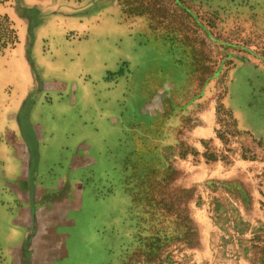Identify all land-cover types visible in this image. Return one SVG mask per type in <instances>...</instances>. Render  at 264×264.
<instances>
[{
	"label": "rangeland",
	"instance_id": "374dc122",
	"mask_svg": "<svg viewBox=\"0 0 264 264\" xmlns=\"http://www.w3.org/2000/svg\"><path fill=\"white\" fill-rule=\"evenodd\" d=\"M162 1L192 15L183 37L118 0H0V99L26 68L29 99L54 79L63 89L47 96L78 101V137L92 135L78 145L83 264H264V0ZM32 173L13 189L60 204L65 185L38 189ZM116 186L126 217L115 222L101 198Z\"/></svg>",
	"mask_w": 264,
	"mask_h": 264
},
{
	"label": "crops",
	"instance_id": "0c3cea01",
	"mask_svg": "<svg viewBox=\"0 0 264 264\" xmlns=\"http://www.w3.org/2000/svg\"><path fill=\"white\" fill-rule=\"evenodd\" d=\"M22 71V88L13 90L6 82L3 91H13L0 99V264H83L78 201L83 197L80 172L85 167L78 166V158H89V152L78 145L87 144L92 135L88 129L78 137V101L70 105L47 96L63 89L60 81L43 79L40 91L47 95L29 99L34 76L26 68ZM12 72L6 70L7 75ZM56 107L63 112L56 114ZM241 128L255 137L252 130ZM26 170L33 171L31 185L38 189L54 191L64 184L60 204L48 206L56 194L13 189V179ZM115 212L121 219L126 217V210Z\"/></svg>",
	"mask_w": 264,
	"mask_h": 264
},
{
	"label": "trees",
	"instance_id": "16d2710c",
	"mask_svg": "<svg viewBox=\"0 0 264 264\" xmlns=\"http://www.w3.org/2000/svg\"><path fill=\"white\" fill-rule=\"evenodd\" d=\"M118 1L120 2L121 6H122V10L124 13H128L131 15H145V16L149 17L151 22L154 21L158 25H162L165 22L170 23V24H174V25H172L171 33L176 34V37H177V35L183 37L185 34V26L183 25L181 20L185 19L186 17L187 18L192 17V15H190L188 13V11L184 7H182L180 5V3H178L176 0H175L176 1L175 4L177 6V13H174L173 15H169L168 13H166L165 9L161 5V3L163 2L162 0H118ZM2 28L4 29V31H7V27L3 26ZM9 30L11 32L14 31L12 28H10ZM11 41H13L12 47H14V44L17 43V41H18L15 33L13 34ZM1 47L5 48L4 45H2ZM240 48L243 49L247 54H252L251 51H249V47H247L246 42H242V45L240 46ZM259 48L260 49H256V50H260L258 54L261 56L262 59H264V46L259 47ZM108 73H111V72L108 71ZM121 147H122V145H121ZM107 174L109 177L107 175L106 176L104 175V178L102 179V177H100L99 180L102 179L101 182H104V181L109 182L111 176L113 175V168L111 170V174L110 173H107ZM124 206H125V203H124ZM124 209H126V207ZM123 215H122V217H123ZM117 217H118V215L115 217V219L113 217V220L115 222L118 219ZM118 229L115 230L114 236H117L119 234L118 238L120 236L123 237V234H121L122 230L120 233V231Z\"/></svg>",
	"mask_w": 264,
	"mask_h": 264
},
{
	"label": "bare ground",
	"instance_id": "6f19581e",
	"mask_svg": "<svg viewBox=\"0 0 264 264\" xmlns=\"http://www.w3.org/2000/svg\"><path fill=\"white\" fill-rule=\"evenodd\" d=\"M137 25V24H136ZM150 48V47H149ZM170 63V62H169ZM167 65V64H166ZM170 65H172L171 63H170ZM167 67H171V66H168L167 65ZM170 69V68H169ZM132 103V102H131ZM130 103V104H131ZM133 104H135V103H133ZM131 107H132V105H130ZM135 107V106H134ZM135 109V108H134ZM133 110V109H132ZM136 110V109H135ZM125 114H126V112H125ZM138 116H140V113L138 114ZM119 142V144H117L116 142L114 143V146H115V144H117L116 145V149L117 150H119L120 148H121V145H122V143H121V141L119 140L118 141ZM94 166H96V164L94 165ZM97 173H99V174H101L102 173V171L100 170V169H98L97 171H96ZM106 173H110L111 174V169H109V170H107L106 171ZM107 176H108V174H107ZM109 177V176H108ZM101 200H102V202H104V203H107V202H109V203H111L113 206L112 207H110L111 209H112V212H114V214H115V216H114V219H115V217L119 214V213H116L115 212V210H117L118 208H121V209H119L120 210V212L121 213H123L124 212V200H125V195L120 191V189H119V187H114L113 188V191L112 192H109L104 198H101ZM110 213V212H109ZM97 251V250H96ZM98 252V251H97ZM97 254V258H100L101 256H102V253H96Z\"/></svg>",
	"mask_w": 264,
	"mask_h": 264
}]
</instances>
